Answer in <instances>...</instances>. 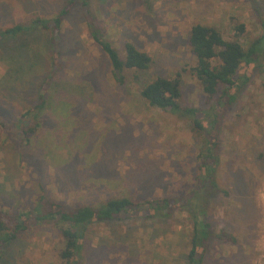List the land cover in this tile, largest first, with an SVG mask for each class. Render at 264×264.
Listing matches in <instances>:
<instances>
[{"label":"rangeland","instance_id":"1","mask_svg":"<svg viewBox=\"0 0 264 264\" xmlns=\"http://www.w3.org/2000/svg\"><path fill=\"white\" fill-rule=\"evenodd\" d=\"M67 0H0V29L55 15ZM88 14L124 57L132 41L152 59L119 81L92 39L79 3L64 18L59 45L36 28L0 45V207L31 208L39 183L67 209L126 196L144 202L179 197L194 187L201 135L187 117L151 106L140 88L157 76L180 78L182 106L207 108L190 68L192 25H213L244 48L263 32L264 0H88ZM242 24L239 34L236 26ZM57 46V47H56ZM60 51L52 72L53 49ZM20 50V51H19ZM56 65V64H55ZM246 72V75L243 73ZM225 109L220 192L208 204L212 231L200 264H264V59L240 68ZM48 110L30 143L16 123L49 77ZM225 108V107H224ZM224 110V109H223ZM27 127L29 120L24 119ZM204 141V140H202ZM143 204V203H142ZM192 220L186 209L168 217L135 212L93 223L78 264H187ZM57 230L42 224L21 235L7 264H59Z\"/></svg>","mask_w":264,"mask_h":264},{"label":"trees","instance_id":"2","mask_svg":"<svg viewBox=\"0 0 264 264\" xmlns=\"http://www.w3.org/2000/svg\"><path fill=\"white\" fill-rule=\"evenodd\" d=\"M76 3L83 6L85 16L89 19L87 27L90 35L108 57L112 73L117 80L122 81L124 70H144L150 66L151 57L132 41H124L125 54L124 57L120 56L113 44L104 38L100 29L90 21L88 0H67L52 17H35L27 23H16L11 27L0 29V45L5 39L26 35L36 28L51 31L52 45H59L57 39L60 38L61 25ZM258 24L263 32L252 40L247 48H244L238 39H226L213 25L196 23L191 26L187 44L196 59V64L190 68V71L200 85L204 94V103L209 105L207 108L180 104L181 83L178 76H157L140 88V95L149 105L187 117L191 129L202 136L197 145L198 174L194 187L189 192L179 197L164 196L144 202L126 196L109 197L99 204H85L74 209H67L63 203L47 198L41 184L38 183L31 208H22L15 213L11 208L0 207V264H7L9 252L14 251L13 247L18 243L21 235L42 224L57 230L61 241L57 251L59 264H78L84 239L93 223L119 218L128 211L143 217H168L179 208L186 209L192 220L190 249L186 256L187 264H200L203 259V252L200 250H203L206 241L210 238L224 239L225 237L224 230H221L219 234L211 230L207 207L210 197L214 194L213 191H221L214 173L220 162V137L223 133L222 120L225 109L235 98V95L230 94L229 91L233 88L239 89L238 72L243 65L251 66L255 70L264 59V18H260ZM243 27L242 24L236 26L238 35L243 32ZM56 47L52 54L53 73L57 70L56 67H59L57 64L60 51H57ZM245 73L243 75L247 74ZM47 78L49 79L50 76L41 82L36 102L28 105L16 123L22 130L24 144L30 143L32 135L42 125L43 114L48 110L45 95L49 86ZM24 119L29 120L27 127L22 123Z\"/></svg>","mask_w":264,"mask_h":264}]
</instances>
